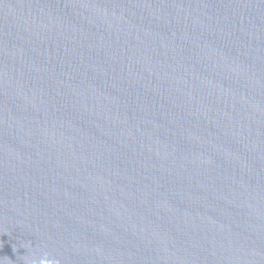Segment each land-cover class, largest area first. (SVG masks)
<instances>
[{
	"label": "water",
	"instance_id": "95a60500",
	"mask_svg": "<svg viewBox=\"0 0 264 264\" xmlns=\"http://www.w3.org/2000/svg\"><path fill=\"white\" fill-rule=\"evenodd\" d=\"M264 264V0H199L0 134V264Z\"/></svg>",
	"mask_w": 264,
	"mask_h": 264
},
{
	"label": "clouds",
	"instance_id": "9594fccd",
	"mask_svg": "<svg viewBox=\"0 0 264 264\" xmlns=\"http://www.w3.org/2000/svg\"><path fill=\"white\" fill-rule=\"evenodd\" d=\"M32 264H59V261L48 252H40L34 256Z\"/></svg>",
	"mask_w": 264,
	"mask_h": 264
}]
</instances>
